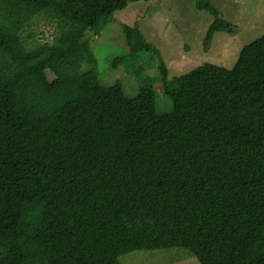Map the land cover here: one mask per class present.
Returning a JSON list of instances; mask_svg holds the SVG:
<instances>
[{
	"label": "trees",
	"instance_id": "1",
	"mask_svg": "<svg viewBox=\"0 0 264 264\" xmlns=\"http://www.w3.org/2000/svg\"><path fill=\"white\" fill-rule=\"evenodd\" d=\"M138 1L0 0V264H119L170 248L264 264V35L231 69L169 78L139 27L122 25L128 53L111 67L155 58L172 105L158 113L154 96L108 93L86 39ZM192 1L213 18L205 46L235 34L212 0ZM40 15L56 32L29 49L22 32Z\"/></svg>",
	"mask_w": 264,
	"mask_h": 264
},
{
	"label": "rangeland",
	"instance_id": "2",
	"mask_svg": "<svg viewBox=\"0 0 264 264\" xmlns=\"http://www.w3.org/2000/svg\"><path fill=\"white\" fill-rule=\"evenodd\" d=\"M211 3L224 20L235 26V34L215 33L207 46L204 38L213 18L196 9L192 0L138 1L116 11L103 30L86 36L100 83L110 95L120 92L129 98L154 96L158 113H167L172 108L170 100L162 95L157 62L150 54H140L111 67L115 57L128 53L121 30L124 24L137 25L145 40L158 49L169 78L206 63L231 69L241 48L264 35V0H212ZM55 32V22L40 15L24 29L22 38L31 49L36 44L51 43ZM47 76L49 80L53 78L50 72ZM118 261L119 264H199L182 248L134 251L121 255Z\"/></svg>",
	"mask_w": 264,
	"mask_h": 264
}]
</instances>
